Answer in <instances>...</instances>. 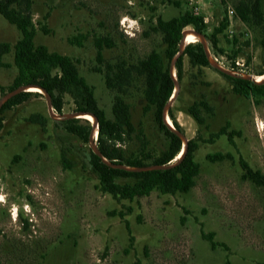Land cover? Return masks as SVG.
<instances>
[{
	"label": "rangeland",
	"instance_id": "rangeland-1",
	"mask_svg": "<svg viewBox=\"0 0 264 264\" xmlns=\"http://www.w3.org/2000/svg\"><path fill=\"white\" fill-rule=\"evenodd\" d=\"M241 1L32 0L34 44L70 57L110 119L117 92L105 85V64H135L152 51L162 53L158 18L170 20L187 11L204 18L206 27L196 42L210 66L192 67L184 57L183 79L168 105L182 136L198 145L194 155L200 171L188 193L153 190L121 201L103 194L89 164L97 139L87 144L67 131L75 113L72 98L64 95L61 115L52 109L51 116L45 95L33 92L5 113L0 131V264H264V185L244 179L239 165L243 159L264 176V98L235 95L216 71L218 66L242 77L264 72V31L236 17ZM222 24L226 27L216 35L214 49L212 35ZM184 32L193 33V27ZM20 36L0 14V42L13 46ZM97 38L112 44L104 47L101 65ZM3 60L9 67L0 70V85L9 87L17 74L13 52ZM144 87L143 78L135 77L123 95L135 127L123 142L129 156L157 154L164 142L151 113L143 109ZM4 100L0 95V105ZM202 102L208 109L200 107L205 124L199 126L187 109ZM33 115L43 116L45 126L31 123ZM79 119L78 125L91 126ZM227 125L232 142L226 135L213 137ZM62 151L70 169L61 161ZM216 153L232 158L206 159ZM119 212L123 219L113 215ZM201 232L214 233V241L226 247L211 249Z\"/></svg>",
	"mask_w": 264,
	"mask_h": 264
},
{
	"label": "trees",
	"instance_id": "trees-1",
	"mask_svg": "<svg viewBox=\"0 0 264 264\" xmlns=\"http://www.w3.org/2000/svg\"><path fill=\"white\" fill-rule=\"evenodd\" d=\"M31 7L32 0H0V14L21 34L13 46L0 42V70L9 67L3 58L11 52H13V65L17 70L9 87L0 85V95L6 98L0 105V131L3 128L5 113L14 106L28 101L34 93H37L15 92L20 87L37 86L43 89L50 97L52 109L59 115L63 109V97L69 95L75 106L74 112L92 114L98 123L96 150L100 155L91 149L89 164L92 172L97 176L101 193L108 194L118 201L145 196L153 190H158L163 195L188 193L194 187L195 178L200 171V165L196 162L194 155L198 145L195 139L188 140L183 156L175 160L182 150V140L179 136L181 127L176 122L168 103L176 85L171 71H175L177 81L181 82L184 73V57L188 58L192 67L210 66L206 51L198 42L185 45L182 53L174 60L180 51V42L185 28L191 26L193 32L203 36L206 27L204 18L190 11L170 20L158 18L155 30L162 35L164 45L162 53L152 51L146 58L135 64L124 61L105 64V85L108 89L117 92L113 99L112 119H110L103 110L98 108L93 88L80 76L76 64L70 57L50 52L43 45L34 44L36 28L32 21ZM235 13L241 22L250 23L264 31V0H242L236 6ZM224 27L226 25L222 24V28L217 29L212 35L211 44L214 49L217 48L216 35L221 33ZM41 31L48 34L44 26L41 27ZM94 45L96 62L100 65L104 64L103 49L111 47V42L106 38H97ZM216 71L229 81L235 95L245 99L264 98V80L256 83L218 68ZM94 72L102 73V69L94 68ZM135 77L144 80L143 109L151 113L155 127L164 136V142L157 154L129 156L123 148L125 136L130 137L135 132L129 105L123 98ZM200 107L208 109L205 102L194 103L187 112L199 126H202L205 122L201 116ZM166 111L176 132L164 122ZM29 121L43 127L46 119L41 115H33ZM80 122L79 118L68 120L67 131L82 142L90 144L92 127L88 123L86 126L78 125L77 123ZM232 133L228 132L227 125L213 137L226 135L232 142ZM197 140L201 141L200 136H197ZM231 158L230 154L222 153L206 156L210 162ZM61 161L65 168L72 167L65 151L61 153ZM170 164L174 165L169 166ZM239 165L244 172L242 176L244 179H249L258 186L264 185V176L258 171H253L247 162L240 159ZM163 166L166 168H162ZM113 215H118L122 219L124 217L122 212L113 213ZM124 223L126 230L130 233L129 224ZM201 237L209 242L213 250L218 246L226 247L214 241V233L201 232ZM225 264L230 262L227 260Z\"/></svg>",
	"mask_w": 264,
	"mask_h": 264
},
{
	"label": "water",
	"instance_id": "water-1",
	"mask_svg": "<svg viewBox=\"0 0 264 264\" xmlns=\"http://www.w3.org/2000/svg\"><path fill=\"white\" fill-rule=\"evenodd\" d=\"M187 33H188V32H184V33H183V38H182V40H181V42H180V51H179V52L177 53V55L175 56L174 60L180 55V53H182V51H183V49H184V46H185V40H186L185 35H186ZM193 33L196 34L195 32H193ZM196 35L200 36L199 34H196ZM216 68L222 70V69H221L220 67H218V66H216ZM173 71H174V70H172L171 73H173ZM222 71H225V70H222ZM225 72L229 73L228 71H225ZM261 76L264 77V74H262ZM243 78H247V79H249V80H252V81L256 82V81H255V78H254L253 76H246V77L243 76ZM173 79H174V81L177 83L176 78L173 77ZM256 83H257V82H256ZM28 88H38V89H40V90L43 92V94L45 95V99H46V104H47L48 111H49V113H50L51 116L54 115V113L52 112V105H51L50 97H49V95H48L43 89H41V88H39V87H37V86H25V87H20V88H19L18 90H16L15 92H24V91H28V90H27ZM15 92H14V93H15ZM177 92H178V86L175 85V94H174L173 98L169 100V103H168L169 105L172 104V102L174 101L175 97L177 96ZM5 100H6V98H5ZM5 100H4V101H5ZM0 104H1V102H0ZM79 115H90V116H92V117L94 118V124H91L92 130H91V134H90V142L92 143V141H93L94 130H95V128H97V130H98V123H97V120H96V118H95L92 114H89V113H82V112H75V113L71 114V117H72V118H78L77 116H79ZM164 122H165V124H166L171 130H173V131L176 132V130H175L174 128H172L171 126H169V125L166 123L165 116H164ZM179 136H180L181 140L184 142V143H182L183 152H182V150H181V153H182L181 156H180V158H181V157L183 156L185 150H186L188 140H187L185 137H183L181 133L179 134ZM96 139H97V138H96ZM94 151L96 152L97 155H100L99 152L96 150L95 147H94ZM180 158H179V159H180ZM179 159H178V160H179ZM103 161L106 162L105 159H103ZM176 161H177V160H176ZM176 161H175V163H176ZM175 163H174V164H175ZM174 164H170L169 166H173ZM162 168H166V166H163Z\"/></svg>",
	"mask_w": 264,
	"mask_h": 264
},
{
	"label": "bare ground",
	"instance_id": "bare-ground-1",
	"mask_svg": "<svg viewBox=\"0 0 264 264\" xmlns=\"http://www.w3.org/2000/svg\"><path fill=\"white\" fill-rule=\"evenodd\" d=\"M197 37H198V36H197L196 34L191 33V32H188V33L185 35V38H186V40H185V45H186V44H189V43H194V42H196V41H197V39H196ZM172 76H173L174 78H176L175 71H173ZM254 78H255V81H256L257 83H261V82L264 80V77H263V76H255ZM27 90H28L29 92L43 93V92H42L40 89H38V88H28ZM174 94H175V90H174V92H173V94H172L171 99L173 98ZM77 117L82 118V119H85V120L88 121L89 123L94 124V118H93L92 116H90V115H79V116H77ZM165 120H166V123H167L169 126H171L172 128H174L173 125H172V121H171V119L169 118L168 115H165ZM258 123H259V122H258ZM262 131H263V130H262ZM97 135H98V130H97V128H95V130H94V134H93V140H95V139L97 138ZM182 143H184V142L182 141ZM182 152H183V148H182ZM181 154H182V153H180V154L176 157L175 160H178V159L180 158ZM2 200H3V199H2ZM16 213H17V210L14 209V214H13L14 217H16Z\"/></svg>",
	"mask_w": 264,
	"mask_h": 264
},
{
	"label": "built area",
	"instance_id": "built-area-1",
	"mask_svg": "<svg viewBox=\"0 0 264 264\" xmlns=\"http://www.w3.org/2000/svg\"><path fill=\"white\" fill-rule=\"evenodd\" d=\"M229 13H230V14H233L234 12L230 10Z\"/></svg>",
	"mask_w": 264,
	"mask_h": 264
}]
</instances>
